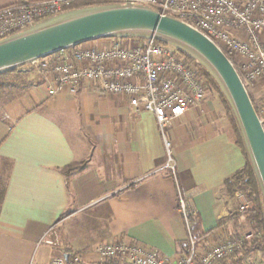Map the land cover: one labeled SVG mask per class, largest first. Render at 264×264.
Returning <instances> with one entry per match:
<instances>
[{"label":"crops","instance_id":"1","mask_svg":"<svg viewBox=\"0 0 264 264\" xmlns=\"http://www.w3.org/2000/svg\"><path fill=\"white\" fill-rule=\"evenodd\" d=\"M18 2L0 0V9ZM115 41L76 49H105ZM60 56L40 60L39 67ZM39 67L21 70L24 85L12 89V100L0 102V264H50L128 236L175 259L189 240L180 197L199 215L202 233L229 218L225 182L247 160L217 94L208 92L202 106L169 126L173 173L154 114L104 96L88 82L54 94L53 76ZM249 92L261 109L264 81ZM73 164L84 165L65 177ZM241 222L251 233L248 217ZM251 258L264 260V254L254 250L246 260Z\"/></svg>","mask_w":264,"mask_h":264},{"label":"built area","instance_id":"2","mask_svg":"<svg viewBox=\"0 0 264 264\" xmlns=\"http://www.w3.org/2000/svg\"><path fill=\"white\" fill-rule=\"evenodd\" d=\"M81 1L125 3L127 0H35L0 9V40L19 33L46 18L69 11ZM150 6L162 15H172L203 33L232 61L246 87L264 81V0H132ZM116 40V39H113ZM127 45L116 40L109 48L73 49L50 65L32 64L41 74L53 76V93L81 82L97 84L104 96H119L135 109L154 114L167 155L166 168L176 172L167 130L171 123L192 108L203 105L209 87L199 68L180 52L153 40ZM26 71V70H22ZM264 126V106L259 111ZM238 211L250 214L255 203L246 193L235 194ZM179 210L189 233L188 246L175 258L166 259L153 248L124 237L103 242L81 253L67 254L50 264H223L242 251L234 239L233 225L215 230L209 249L191 237L192 216L188 203L180 197ZM253 235L245 234L244 241ZM209 240V242H210ZM50 245L53 242L42 240ZM245 264H264L259 258Z\"/></svg>","mask_w":264,"mask_h":264},{"label":"water","instance_id":"3","mask_svg":"<svg viewBox=\"0 0 264 264\" xmlns=\"http://www.w3.org/2000/svg\"><path fill=\"white\" fill-rule=\"evenodd\" d=\"M155 41L196 62L214 81L235 122L254 175L264 215V126L236 67L203 33L150 6L108 3L72 9L0 40V76L34 62L105 40Z\"/></svg>","mask_w":264,"mask_h":264},{"label":"trees","instance_id":"4","mask_svg":"<svg viewBox=\"0 0 264 264\" xmlns=\"http://www.w3.org/2000/svg\"><path fill=\"white\" fill-rule=\"evenodd\" d=\"M18 4H27V1L19 0ZM102 4H108V3L81 1V2L76 3L73 6H71L69 10L77 9V8H83V7H87V6H91V5H102ZM183 56L189 62L193 63L194 65H196L199 68L201 75L207 81V84L209 87V92L213 93V94H217L222 99L225 111L228 115V118H229L230 124L232 126L233 133L236 137L237 143H238L239 147L242 149V151L245 153L244 148H243V144L241 142L237 128L235 126V122L230 115L228 106H227L223 96L220 94L218 87L216 86L214 81L210 78V76L196 62L190 60L185 55H183ZM19 71H21V70H16V71H13V72H10V73H7V74L0 76V102L5 103L6 100H12L13 99V97H14L13 93L10 92L7 95V93L5 94V92H7L8 88H10V87H11L10 91H12V89H14L16 87V85H13V86L10 85L8 87V84L4 81V79L9 77L10 75L18 74ZM22 80L23 81L25 80V76ZM254 105H255V103H254ZM255 108H256L257 112L259 113L256 105H255ZM245 156H246V154H245ZM246 160H247L246 167L242 171L237 173L235 176H233V178H231L225 182V189L227 190V193L229 194L230 198L233 197L238 191H243L246 193L249 200L254 201V203H255L254 210L250 214L247 215L248 219L251 222V226H252L251 235H253V240L247 241V242L243 240V236L245 234H247V230H246L244 223L241 222L242 215L239 213L237 207L232 208L229 218H227L225 220H221L218 223V226L216 229L226 227L227 224H229V223H230V225L232 224L233 229H234L233 238L239 240L242 243L243 248H242V251H237V256H239L238 262L236 261V262L230 263V261L233 260V259H230V260L224 262L223 264H245L244 261L246 260L248 255L254 250H260L264 254L263 207L261 204V199H260L257 183H256L254 175L252 173V170H251L250 164L248 162L247 156H246ZM83 165L82 164H73L72 166L66 168L63 171L64 176L68 177L69 175L78 171ZM66 216H67V214L64 215L63 218ZM200 224H201V222H200L199 215L196 213L193 214L192 224H191V237L201 247H203L204 249H209V240L214 235L215 230H211L207 233H202L200 231ZM187 246H188V243H187Z\"/></svg>","mask_w":264,"mask_h":264},{"label":"rangeland","instance_id":"5","mask_svg":"<svg viewBox=\"0 0 264 264\" xmlns=\"http://www.w3.org/2000/svg\"><path fill=\"white\" fill-rule=\"evenodd\" d=\"M78 50V49H77ZM41 64L42 63H40V61H39V63H38V65H40L41 66ZM25 73H22V71H19V73L18 74H14V75H10L9 77H7L6 79H4V81L8 84V87L11 85V86H13V85H16V86H22V85H24V83H25V80L23 81L22 79L24 78V75ZM11 90V87L10 88H8V90H7V92H5V94L7 93V95L10 93V92H12V91H10ZM256 105V104H255ZM257 106V105H256ZM257 108H258V111H260V107L259 106H257ZM73 139V142H75V139L74 138H72ZM226 189H225V193H226ZM227 201H229V203H230V206H231V209L233 208V207H237L238 208V203H237V201H236V199H235V195L233 196V197H231L230 198V200H227ZM251 233H252V231H251ZM251 233H248L247 235H249V234H251ZM251 240H253V238L251 239ZM250 240V241H251ZM238 258H239V256H236L233 260H231L230 261V263H233V262H238Z\"/></svg>","mask_w":264,"mask_h":264}]
</instances>
